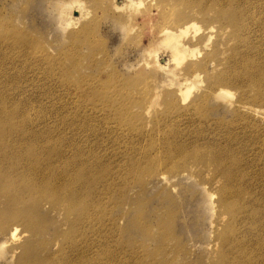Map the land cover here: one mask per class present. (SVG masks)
I'll return each instance as SVG.
<instances>
[{
  "label": "rangeland",
  "instance_id": "rangeland-1",
  "mask_svg": "<svg viewBox=\"0 0 264 264\" xmlns=\"http://www.w3.org/2000/svg\"><path fill=\"white\" fill-rule=\"evenodd\" d=\"M253 2L248 34H238L214 7L204 19L176 5L169 25L152 0L139 9L131 0H0V136L11 137L8 147L66 156L78 207L68 217L70 198L43 191L30 207L40 235L10 221L1 207L0 264H20L29 242L39 254L71 248L68 264H249L241 263L249 254L261 262L264 247L257 256L251 224L241 229L252 234L246 246L223 250L219 200L227 175L195 162L209 158L210 146L240 158L236 181L264 215V119L242 108L264 111V0ZM193 23L180 39L187 57L176 64L162 31ZM20 32L35 43L21 44ZM247 38L255 65L244 60ZM224 76L237 79L220 82ZM222 89L230 95L217 96ZM230 135L240 142L227 149ZM141 213L145 230L131 225Z\"/></svg>",
  "mask_w": 264,
  "mask_h": 264
},
{
  "label": "bare ground",
  "instance_id": "bare-ground-1",
  "mask_svg": "<svg viewBox=\"0 0 264 264\" xmlns=\"http://www.w3.org/2000/svg\"><path fill=\"white\" fill-rule=\"evenodd\" d=\"M76 1L80 0H71V3ZM145 1L146 0H131L132 4L130 5L139 9L145 5ZM253 1L255 0H152V6L154 7V10H158L160 8L162 9V19L164 22H168L169 25H173L175 21V17L173 19L171 15L176 5H183L184 7L189 8L194 14L200 15L201 18L204 19H207L208 17V9L210 7H214L213 11L219 13L222 16V19L232 22L239 34L241 31L243 33L246 28V20L250 14L249 6ZM253 5L257 6L258 4L253 2ZM117 9L120 10L122 8H118L117 6ZM116 19L121 21L123 18L122 16H117ZM252 23L255 28L258 27L257 20ZM190 28H196V24H185L183 26L179 25L178 29L175 31L169 30L168 28H165L162 31L165 35L163 44L169 46L173 51V58L176 64H180L187 57L189 49L186 45L180 42V39L188 33ZM250 30L251 27L249 32ZM246 32L248 34L247 28ZM82 33V30L74 32V34ZM261 33L264 35V32ZM17 35L20 36L21 44L31 45L35 43V41L31 40V38L27 37L24 33L20 32ZM4 37L7 36L4 35L3 40ZM15 41L18 42L17 40ZM247 41L248 38L245 40L243 39L241 42L246 43L244 46V57L246 58H244V60L247 59L246 64L248 66L252 64L255 65V61L249 57L250 50L249 43H247ZM239 68V65L235 68V71L238 73L240 71ZM198 77V74L193 75L194 79H197ZM219 79L220 82L230 83L234 82L237 77L233 78L231 76H224ZM216 82H218V79ZM261 87V90L263 91L264 83L261 84ZM190 91L191 88H187L185 91H182L181 94L184 101L188 99L191 94ZM216 95L224 97L230 95V93L222 89L216 92ZM242 108L247 109L249 113H252V115L264 119V111H258L252 107H248L246 104H242ZM211 109L210 105L207 104L206 109L204 110L203 108V113L209 116ZM235 114V112H229V115ZM224 117L226 116L224 115ZM229 137L231 140L228 143L227 149L240 142L239 137L235 135H230ZM8 141H4V139L0 136V210L1 207L4 206L5 213H10V221L14 223H21L25 230L32 235H40L39 222L36 224L30 217L33 212V209L30 207H33L35 203L40 202L44 198L43 191L45 192V190L48 189L50 193L59 195L63 192V195L70 198L67 200L69 203L65 209L68 217L71 216L72 209H78L76 205L71 203V162L64 155H58L54 152H45L35 147H29L27 150L21 149L20 146L13 147L12 145L11 147H8L6 145ZM221 149L222 148L218 146H210L207 148L209 158L196 156V161L194 160L195 162L200 161L197 162L200 164L204 162V164L209 163L212 166H216L219 168L220 172L226 173L227 175V183L220 188L221 199L219 202L225 215L223 219V224L225 225L222 234H220V245L223 247V250L226 247L238 248L241 245L246 246V244L250 242V236L252 234L245 236V234L241 232V229L244 225L246 226L251 224L256 227L254 236H259V241L255 244V246L259 248V252L257 254V256H259L263 253L262 249L264 247V215H262V213H257V211L252 208L254 206L253 204H251V206L249 205L248 201L245 199V192L239 187L240 181H236L235 168L241 163L240 158L233 159L234 157L231 152L225 150L222 151ZM41 151L42 153H40ZM179 153H184L183 155H186L184 151H180ZM224 154H227V156ZM59 159H64L62 167L57 164ZM157 162L163 166L164 159H159ZM151 173L153 175L152 171ZM26 187H29V189L27 190ZM256 190L257 189L255 188H248L247 194H254ZM145 216L147 217V214L143 215L141 213V220L131 225L135 228L139 223L141 229L145 230L148 225V219ZM169 219L173 220L174 216L169 214ZM17 232L18 229L13 228V231L11 232V237L13 239L17 237ZM238 235H244V237L240 238ZM64 242H66V244L63 245L62 248L65 250V247L68 244L71 245L70 235L66 237V241ZM31 247L35 248V246H32V242H29L26 245V250H29L28 252L26 251L25 256L20 260V264H68V257L66 253H71L69 252L71 248H68V250H66L67 252H63L60 249L56 253L50 255L46 254V251L39 254V252L31 250ZM256 259L258 258H255V260ZM255 260L253 259V256L249 254L241 263L254 264L253 261ZM260 261L261 262L256 264H264V255H262Z\"/></svg>",
  "mask_w": 264,
  "mask_h": 264
}]
</instances>
